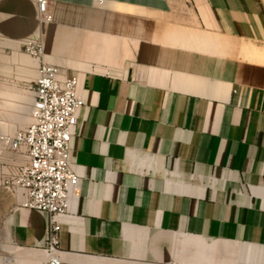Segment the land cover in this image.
Wrapping results in <instances>:
<instances>
[{
    "label": "crops",
    "instance_id": "obj_1",
    "mask_svg": "<svg viewBox=\"0 0 264 264\" xmlns=\"http://www.w3.org/2000/svg\"><path fill=\"white\" fill-rule=\"evenodd\" d=\"M51 4L47 61L84 72L60 264H235L238 245L252 261L264 247V0ZM35 13L0 0V32L32 35ZM48 225L35 210L12 216L15 244L46 264Z\"/></svg>",
    "mask_w": 264,
    "mask_h": 264
},
{
    "label": "built area",
    "instance_id": "obj_2",
    "mask_svg": "<svg viewBox=\"0 0 264 264\" xmlns=\"http://www.w3.org/2000/svg\"><path fill=\"white\" fill-rule=\"evenodd\" d=\"M43 24L53 22L52 0H30ZM103 6L105 0H93ZM27 56L35 61L36 77L27 84L32 95L30 121L11 133H0V183L14 194L18 210L49 216L45 231L47 264H60V231L72 199L79 196L81 174L73 165V140L85 104L84 72L67 74L47 61L43 33L25 37Z\"/></svg>",
    "mask_w": 264,
    "mask_h": 264
},
{
    "label": "rangeland",
    "instance_id": "obj_3",
    "mask_svg": "<svg viewBox=\"0 0 264 264\" xmlns=\"http://www.w3.org/2000/svg\"><path fill=\"white\" fill-rule=\"evenodd\" d=\"M50 9L54 15L53 4H50ZM34 20L38 28L34 27L33 34L43 33V25L45 24L39 21L36 13ZM2 22H0V29L3 30L5 27ZM17 33L20 35L11 36L0 32V133H11L30 121L31 96L27 93V84L34 80L36 73L31 68L35 67L34 62L25 54L22 42L25 37L31 34L24 36L19 31ZM14 54L18 55L17 61L13 60ZM131 68L133 69L132 72L137 75L140 74L139 76L144 79L151 80V69L148 66L137 65L134 68L131 65ZM17 207L18 204L13 192L0 183V264H46L41 256L34 257V259L27 257L26 251H24L27 248L19 247L13 241L11 223L12 216L18 211ZM230 246L227 245L225 248ZM241 246L231 247L235 250L236 258L239 257L235 264H264V259L260 254L264 247L254 248L251 253L253 260L247 261L250 258L249 252L245 250L247 248H244V252L241 254L238 251ZM39 251L44 253L42 250ZM211 263L208 260L204 261V264ZM228 263L229 261L222 256L215 260V264Z\"/></svg>",
    "mask_w": 264,
    "mask_h": 264
},
{
    "label": "bare ground",
    "instance_id": "obj_4",
    "mask_svg": "<svg viewBox=\"0 0 264 264\" xmlns=\"http://www.w3.org/2000/svg\"><path fill=\"white\" fill-rule=\"evenodd\" d=\"M29 57V56H28ZM30 58V57H29ZM31 59V58H30ZM34 63H35V61L34 60H32ZM35 65H36V63H35ZM27 93H29V92H27ZM30 94V93H29ZM30 96H31V103H32V95L30 94ZM253 250V249H252ZM255 251V250H254ZM260 254L262 255L261 257H263V259H264V250H261L260 251Z\"/></svg>",
    "mask_w": 264,
    "mask_h": 264
}]
</instances>
